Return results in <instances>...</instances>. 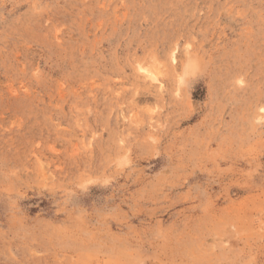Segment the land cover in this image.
Masks as SVG:
<instances>
[{
	"label": "rangeland",
	"instance_id": "374dc122",
	"mask_svg": "<svg viewBox=\"0 0 264 264\" xmlns=\"http://www.w3.org/2000/svg\"><path fill=\"white\" fill-rule=\"evenodd\" d=\"M0 264H264V0H0Z\"/></svg>",
	"mask_w": 264,
	"mask_h": 264
}]
</instances>
